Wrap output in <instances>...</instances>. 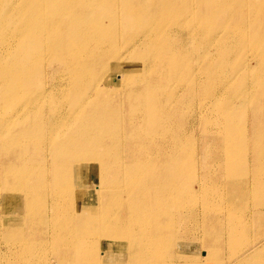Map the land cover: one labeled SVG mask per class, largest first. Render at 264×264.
Returning <instances> with one entry per match:
<instances>
[{
  "label": "rangeland",
  "instance_id": "obj_1",
  "mask_svg": "<svg viewBox=\"0 0 264 264\" xmlns=\"http://www.w3.org/2000/svg\"><path fill=\"white\" fill-rule=\"evenodd\" d=\"M108 1L100 0V4L99 0L96 2L92 13L98 17L99 23L93 27L91 34H97L102 29V34L107 36L121 30L117 26L118 22L131 12L135 13V18L121 30L118 42L121 49L140 27L148 28L149 33H161L156 31L155 22L151 19H147L143 27L140 26L142 19L139 13L142 9L155 5L157 0L140 3L141 9L138 11L112 6L106 13L105 9L110 7ZM161 1L174 2L176 8L180 4L179 0ZM197 1L193 0L195 8L191 14H180L178 18L188 16L196 22L201 16L200 10L196 7ZM113 3L120 4V1L115 0ZM3 9L0 6V13ZM10 10L12 12V9ZM13 18H17V15ZM26 19L27 17H22L19 19L20 23ZM227 25L230 27L231 24ZM188 26L190 27L178 34L179 40L183 42L190 41L193 36H200L195 26L191 24ZM245 26L249 29L247 32H260L257 25H251L250 22ZM217 39L219 40L209 47L208 57L216 55V50L219 49L216 44H224L227 38ZM250 50L247 49L249 52ZM39 55L40 48L36 42L22 47L24 59H35ZM172 61L170 59L160 67L141 70L136 77L139 84L129 86L131 91L126 85L116 86L101 97L98 86L95 85L90 93L86 86L84 88L72 83L64 85V91L51 92L50 89L61 75V71L58 70L55 73L56 77L51 76L44 85L37 86L39 75L50 73L51 66L45 63L42 69L35 72L36 78L31 80L32 85L27 91L28 95L37 97L44 87L48 88L47 92L41 95L43 99L40 98L41 102H45L44 120L35 119L36 112L28 113L36 103L30 102L22 109L18 107L21 111L19 114L17 105L13 103L4 106L0 100V129L4 131L0 132L1 264H102L87 258L84 243L96 245L99 239L104 244L111 241L108 237L115 239L121 248L131 246L132 251L111 259L107 258L103 264H129L127 261L137 264H239L242 262L241 259L248 255L246 251L250 246L256 245L260 240L264 243V192L260 188V185L264 184V151L256 157L252 149L264 145V112L263 114L254 112V104H257L258 99L254 103H246L248 147L244 149L236 142L231 143L230 139L240 135V131L232 130L229 133L221 130L217 122L224 118L212 113L207 107L212 96L224 95V98H228L233 95V91L231 88L223 89L209 96L208 93H203L204 87L208 86L206 83L208 77L203 76L198 70V64H204L203 61L194 60L196 70L194 88L197 93L191 112H187L189 105L185 102L190 94L187 84L178 89L176 96H181L173 99L167 94L168 85H163L155 91V97L162 103V110L155 119L152 117L154 111L150 101L143 100L134 104L132 101L139 95L143 85L150 81L151 76H162L164 73L160 74L163 72L161 69L166 66L164 70L166 71ZM250 61L255 63L254 59ZM116 70L117 68L112 65L109 74H117ZM143 75H147V78ZM114 77L117 79V75ZM215 77L221 85L224 84L222 81L227 80L222 74H216ZM92 79L93 75H87L84 83L90 84ZM171 85L175 87L177 83ZM74 86L81 88L80 93L70 94L72 97L68 98L63 95ZM248 88L249 92H254V98L257 97L254 90L258 87L249 84ZM59 97L62 98V103ZM57 99H59L57 108L64 111L65 116L68 113L69 119H63L61 116L52 117L49 104ZM98 108L108 112L114 111L117 116L111 120L110 126L105 128L108 136L104 140L105 143L99 147L102 150H99L101 155H98L104 156L102 162L104 164L110 162L111 167L102 175L97 174L98 170H95L81 180L75 176L76 157L71 158L68 153L56 151L62 139L61 135L54 132L53 126L64 127L63 121L66 126H70L78 122L79 114L90 113ZM26 112L28 113L26 122L18 123L17 118ZM104 114L98 113L96 118ZM7 122L13 124L9 125ZM156 125L158 130L154 129ZM90 128H93V125L87 126V129ZM115 139L117 146L113 145ZM41 140L45 143L36 145ZM62 143H66L65 136ZM106 145L111 147L107 148ZM233 164L248 168V173L243 177L245 182L232 181L225 174ZM131 167L136 170L134 177L127 173ZM158 175L161 180L157 183L153 179ZM44 178L49 182L47 189L41 190L33 207L27 208L26 202L33 194L32 184ZM11 185L18 194L14 200L8 197ZM63 185L67 186L64 188ZM20 193L24 196L21 199ZM115 222H121L128 228H120ZM104 224L109 225L105 228ZM93 250L96 251L95 254L100 251L98 254L101 255V249L97 246ZM88 257L92 258L91 253ZM246 264H264V254L261 259L250 260Z\"/></svg>",
  "mask_w": 264,
  "mask_h": 264
},
{
  "label": "bare ground",
  "instance_id": "obj_2",
  "mask_svg": "<svg viewBox=\"0 0 264 264\" xmlns=\"http://www.w3.org/2000/svg\"><path fill=\"white\" fill-rule=\"evenodd\" d=\"M113 1L115 0L108 1L110 7L105 9L106 13L111 10L112 6H122L128 10L135 9L138 11L141 9L140 3L148 0H118L120 1V4L113 3ZM96 2L98 3V0H0V6L4 8L3 12L0 13V100L4 106H9L14 103L15 106L17 105L18 110V107L19 109L26 108L27 104L30 102L31 104L36 103L34 108L28 111V113L31 111V113L36 112V117H34L35 119H45L44 114L46 113L43 108L45 107V102H41L40 98L43 99V96L41 95L47 92L46 90L48 88L44 87L45 89L43 88L37 97L27 94V91L30 89V85H32L31 80L36 78L35 72L42 69L45 63H48L51 66L50 73L48 72L49 74L44 73L43 75H39L40 79L37 80V86H41V84L44 85L47 79L51 78V76L56 77L55 73L56 70H58L61 71V75L60 77L57 76L58 80L55 82L54 87L50 89L53 93L59 90L64 91L65 88L63 86L72 83L83 86L84 88L86 86L89 93L94 85L98 86V93L101 97L102 94L106 93L111 88H116V86L126 85L128 90L131 91L129 86L139 84V80L136 77L138 73L142 72L141 70L146 71L151 68L160 67L167 60L172 59L173 61L166 71H164L166 66L161 69L163 72L160 74H164L157 77L151 76L150 81L143 85L139 95H137L134 100L132 99V103L134 104L143 100L150 101V105L154 111L152 117L155 118L162 110L161 100L155 97V91L163 85H168L167 94L173 99L181 96H176V93L181 86L183 87V84H187L188 92L190 94L185 102L189 105L187 112H191L192 105L196 99L195 93H197L196 88H194L196 71L194 69V60L203 61L204 64H198V70L203 73V76L208 77V79L206 78L208 86H203V93H208L207 96H209V94H213L214 92H218L223 89L231 88L230 90L233 91V95L230 94L231 96L228 98H224V95L223 97L217 95L212 96V99H210L207 103L208 109H210L212 113L218 114L224 118L217 122L221 130H225V132L229 133L232 130L240 131V135L230 138L231 143L233 142L234 144L236 142V144L244 147V149L248 147L246 135V103H254L258 99L257 104H254V112L257 114L260 112L263 114L264 112V0H198L196 7L200 10L201 16L196 22L191 20L188 16L178 18L180 14L185 13L188 15L192 13L195 8L193 0H179L180 4L177 8L175 7L174 2L168 3L157 0L155 5H150L147 8L142 9L139 13L142 19L140 26L143 27L145 21L147 19H151L155 22L154 28H156V31L161 33H149L148 28L141 29L140 27V29L136 30V32L130 36L127 45L124 46L123 49H121L118 45L121 30L128 26L130 20L135 18V13L131 12L127 14L123 20L118 22L117 26L121 29L119 31L105 36L102 34V29H100L97 34H91L93 27L97 26L99 23L98 17L94 16L92 13ZM101 2L104 3V1ZM10 9H12V12ZM15 15H17V18H13ZM22 17H27V19L20 23L19 19ZM203 21H206V23H203ZM247 22H250L251 25H257L261 33H256L255 31L252 33L247 32V30H249L245 26ZM227 23L231 24L230 27H228ZM190 24L199 30L200 36H193L190 38V41L183 42L182 40H179V32L185 28H189L190 26L188 25ZM217 38L227 39L224 44H216L219 46V49L216 50V55L208 57L210 54L209 47L214 45V43L219 40ZM35 42L40 48V55L36 57L37 59H24L22 57V47L26 44ZM248 48L251 49L250 52L247 51ZM251 59H254L255 63H251ZM92 63H94L93 67ZM112 65L117 68L116 71L118 72L115 74L117 75V79H115L114 74H109V69ZM216 74H222L224 78L227 79L226 81H222L224 82L223 85L219 84V81L216 80ZM87 75H93V79L90 84L84 83ZM143 77L147 78V75H143ZM174 82H176L177 85L172 87L173 85L171 84H174ZM249 84L258 87L259 90H254L257 92V97L254 98L253 91L249 92ZM75 87L76 86L72 89H68L66 94L63 95L68 98L70 94L74 95L76 93H80L81 88ZM124 91H126V89H124ZM183 91L185 92L186 90ZM118 95H120V93ZM60 98L61 97H59V99ZM59 99L55 101L53 100L51 101V104H49L50 111L53 113L52 117L56 116L59 118L61 116L63 119H69L70 117L68 113L65 116V112L57 108ZM60 100L62 103V98ZM90 109L92 110V106ZM20 112V110L17 111L19 114ZM101 112H104L105 114L100 118H96L98 113ZM28 113L26 112L19 116V118H17L18 123L26 122ZM116 117L117 116L114 111L108 112L107 110L98 108L90 113L79 114L78 122H74L70 126H66L65 121H63V124H65L64 127H61L60 125L53 126L54 132L57 133V135H61L60 138L62 139L61 144H59L56 148V151H61L62 154L63 152L68 153V156L70 155L71 158L76 157L75 176L79 179L82 180V178L91 174V172L94 173L95 170H98L97 174L102 175L108 168L111 167V163L109 161H107L109 162L107 164L102 162L104 156L99 157L98 155H101L99 150H102L99 147L105 143L104 140L108 136L105 132V128L110 126L109 124L111 120H114ZM84 123L86 124L83 128ZM7 124L12 125L13 123L7 122ZM90 124L93 125V128L87 129V126ZM154 129L158 130V126L156 125ZM0 132L4 131L0 129ZM115 135V138L117 139V134ZM63 136L66 137L65 144L62 143ZM116 139L113 142V145L115 146H117ZM44 143L45 141L41 140L36 143V145H42ZM105 147L109 148L111 146L106 145ZM252 149L255 152L254 155L257 157L262 151H264V145L259 148L252 147ZM98 162H100V164H98ZM124 165L126 164L124 163ZM11 170H13V167ZM135 171L136 170H133V167H131L127 173H130V176L134 177ZM247 171L248 168L233 164L229 167V170L225 174H227L228 178L232 181H243V177L248 173ZM155 178L156 179H153L154 181L157 183L160 182L161 179L159 175ZM214 180L216 179L214 178ZM48 183V180L44 178L32 184L31 190L33 194L26 202L27 208L34 206L36 199L39 198V193H41V190L47 189ZM66 186L67 185H63L64 188ZM260 188L261 191L264 192V184H261ZM9 189L8 197L13 198L14 200V198H16L15 196H18L17 190L12 185ZM19 197L21 199L24 196L20 193ZM100 223L102 226V222ZM107 225L109 224H104V227L106 228ZM115 225L120 228L127 227L126 225L121 224V222H117ZM107 235H109V233H107ZM108 239H111V241L104 244H102V241L99 239L98 242H96V245L85 242L87 243H84V247L88 253L87 258L93 259L94 262H100L103 264L107 258L111 259L132 251L131 246L121 248L117 245L115 239L110 237H108ZM95 246H97L98 249H101V255L98 254L100 251L95 254L96 251L93 250ZM252 246H250L252 248L249 247L246 251L248 255L242 258V262L239 264H246L250 260L255 261L258 258L261 259V257H263L264 243L262 240ZM90 253L92 258L88 257ZM127 262L129 264H137V262Z\"/></svg>",
  "mask_w": 264,
  "mask_h": 264
}]
</instances>
